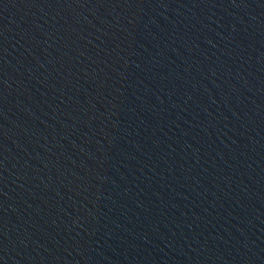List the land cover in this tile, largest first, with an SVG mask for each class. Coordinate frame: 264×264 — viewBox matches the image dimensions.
<instances>
[{
	"label": "water",
	"instance_id": "water-1",
	"mask_svg": "<svg viewBox=\"0 0 264 264\" xmlns=\"http://www.w3.org/2000/svg\"><path fill=\"white\" fill-rule=\"evenodd\" d=\"M0 264H264V0H0Z\"/></svg>",
	"mask_w": 264,
	"mask_h": 264
}]
</instances>
